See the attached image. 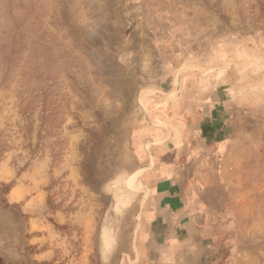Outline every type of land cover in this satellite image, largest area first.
I'll use <instances>...</instances> for the list:
<instances>
[{
    "label": "rangeland",
    "instance_id": "374dc122",
    "mask_svg": "<svg viewBox=\"0 0 264 264\" xmlns=\"http://www.w3.org/2000/svg\"><path fill=\"white\" fill-rule=\"evenodd\" d=\"M186 121L166 240L132 145ZM0 264H264V0H0Z\"/></svg>",
    "mask_w": 264,
    "mask_h": 264
},
{
    "label": "crops",
    "instance_id": "0c3cea01",
    "mask_svg": "<svg viewBox=\"0 0 264 264\" xmlns=\"http://www.w3.org/2000/svg\"><path fill=\"white\" fill-rule=\"evenodd\" d=\"M186 124L163 125L159 130L149 132L142 142L132 145L138 155L134 164L141 172L138 175L141 190L146 192V198L153 196L158 199L154 208L146 209V206L140 209L142 220L137 228H145L146 231L159 225L166 240L177 237V231L187 228L188 222L193 223L194 210L186 198L187 183L193 174L210 166V141L199 136V126H192L190 121ZM195 188L199 190L197 186ZM183 214L187 215L186 223ZM176 242L177 239L172 245Z\"/></svg>",
    "mask_w": 264,
    "mask_h": 264
}]
</instances>
